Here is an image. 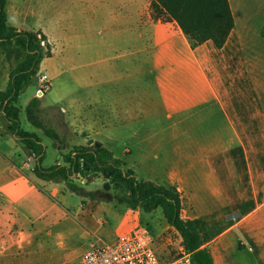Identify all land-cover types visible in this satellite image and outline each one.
Instances as JSON below:
<instances>
[{
	"label": "crops",
	"instance_id": "obj_1",
	"mask_svg": "<svg viewBox=\"0 0 264 264\" xmlns=\"http://www.w3.org/2000/svg\"><path fill=\"white\" fill-rule=\"evenodd\" d=\"M19 1L15 23L25 14ZM151 1L27 0V17L41 24L11 26L46 37L51 55L40 67L96 71V136L108 133V146L126 136L125 169L176 188L181 218L206 225L213 264H264V23L246 2L228 0L234 27L223 47L206 41L191 48L174 21L153 17ZM6 13L9 20L7 4ZM63 120L67 128L80 124ZM13 151L5 148L2 157L10 160ZM2 157L0 264L47 257L51 264L54 239L70 246L77 233H98L104 221L97 214L124 204L89 201L77 187L83 200L75 229L53 203L65 205L74 194L65 182L40 180ZM70 181L83 184L82 173ZM126 208L121 234L139 213Z\"/></svg>",
	"mask_w": 264,
	"mask_h": 264
},
{
	"label": "rangeland",
	"instance_id": "obj_2",
	"mask_svg": "<svg viewBox=\"0 0 264 264\" xmlns=\"http://www.w3.org/2000/svg\"><path fill=\"white\" fill-rule=\"evenodd\" d=\"M237 1L239 3L246 2L247 8L252 9L255 15L257 14L256 16L254 15L255 19L263 25L264 0ZM18 2L20 1L7 0V11L9 14L7 24L9 26H11V24H17L18 28L33 30V27L41 24L39 22L35 23L34 20L27 17V0H25V6L22 8L25 14L22 15L19 23H15V18L20 14ZM51 10L52 8H47L46 15H48ZM78 16L79 14H76L75 18L77 19ZM24 57L25 55L23 52L15 50L14 48L0 47V91H4L11 71L24 59ZM54 73L59 74L57 78L52 77ZM38 91H40V93ZM33 98L39 100V107L36 114L37 121L45 128L53 129L59 135V140L46 137L42 129L36 128L27 120L25 107ZM16 107L18 108V118L21 128L25 131L36 133L41 139L44 149V158L41 162V167L43 169L50 168L56 165L57 162L62 164L64 155L69 153L74 147H77V144H83L87 135H89L90 138H88L86 142L88 140H93L94 142L101 141L104 148H110L115 158L121 160L123 168L125 169L124 150L126 148L130 149L131 147L129 145L125 146L126 136L121 135L119 141L114 142L113 146H108V133L102 137L96 136V71L88 69L82 71L59 70L57 72H51L43 63L38 74L32 78L29 85L20 93ZM75 117L77 119L73 120ZM68 118L69 120H73L72 122L77 121L80 124H74L72 126L68 124L67 128L63 119ZM74 128H77L76 130H78L79 133H76V131L74 132ZM5 148L15 151H13L10 160L9 158L2 157V151H4ZM0 156L15 167H22L27 173L33 174L32 168L35 164L34 158L28 156L23 145L16 137L6 130L5 124L3 123H0ZM82 177L84 178L83 184L79 181H70V184L81 188L85 197H88L90 193L95 194L93 197H88L89 201L95 202L96 199H98L114 200L122 203L121 199L127 195L125 186L122 183L105 179L102 175H95L91 169L84 171ZM35 182L39 186L42 185L39 181ZM64 198L67 202L65 205L60 204L61 202H58L57 198H55L53 203L62 210L68 220L70 219L74 222L73 224L76 225L75 229L79 228L80 222L76 215L79 212V207L82 204L83 198L75 193L72 195L68 194ZM93 205L96 207L95 203ZM123 205H116L114 203L115 209L112 210V212L103 210L97 214V217L104 221V227H102L98 233L90 236L78 235L79 233H77V235H75V237H78L76 238L77 242L70 244V246L66 244L62 245L60 239H54V252L51 264H81L83 253L89 248L91 243L96 242V240L106 243L115 240L121 234L120 228L122 221L120 220L126 215L127 205L125 203ZM133 212H139L136 216L135 223L144 225L151 230L156 239L153 244L158 252L172 257L174 255L173 249L176 244V242H174L176 237L166 229L167 225L163 220L161 211L157 209L151 213H144L140 209H137L136 211H131V214ZM68 226L71 227V224L68 223ZM57 228V223L54 222L53 231H56ZM166 239H169L171 244L167 243ZM46 249L48 254L49 246H47ZM46 262L50 264L48 257L46 260L43 258L40 264H45Z\"/></svg>",
	"mask_w": 264,
	"mask_h": 264
},
{
	"label": "trees",
	"instance_id": "obj_3",
	"mask_svg": "<svg viewBox=\"0 0 264 264\" xmlns=\"http://www.w3.org/2000/svg\"><path fill=\"white\" fill-rule=\"evenodd\" d=\"M7 0H0V47H10L24 53V59L11 71L4 91H0V123L16 137L27 154L34 158L32 173L44 181L65 182L71 193L82 191L70 184V178L91 169L95 175L120 182L127 191L121 199L129 210L140 209L151 213L159 209L167 226L177 231L184 249L190 253L193 264H213L207 249L210 241L206 225L200 218H181V201L173 186H164L137 180L130 169H124L120 159L100 146H77L64 155L63 163L43 169L44 149L40 137L21 128L16 103L20 93L29 85L40 69L41 62L50 57V48L41 32L18 31L7 24ZM155 19L174 21L188 40L191 48L211 41L222 48L234 27L228 0H152L150 5ZM39 100L33 98L25 107L27 120L42 129L46 137L59 140V135L37 121ZM93 197V194H89ZM151 232V230H150ZM152 233V232H151ZM153 235V234H152Z\"/></svg>",
	"mask_w": 264,
	"mask_h": 264
},
{
	"label": "built area",
	"instance_id": "obj_4",
	"mask_svg": "<svg viewBox=\"0 0 264 264\" xmlns=\"http://www.w3.org/2000/svg\"><path fill=\"white\" fill-rule=\"evenodd\" d=\"M166 229L176 237L172 257L158 252L153 244L154 235L147 227L136 223L110 243L100 240L91 243L81 264H193L177 231L169 226ZM166 241L171 244L169 239Z\"/></svg>",
	"mask_w": 264,
	"mask_h": 264
},
{
	"label": "water",
	"instance_id": "obj_5",
	"mask_svg": "<svg viewBox=\"0 0 264 264\" xmlns=\"http://www.w3.org/2000/svg\"><path fill=\"white\" fill-rule=\"evenodd\" d=\"M86 146H93L94 149H98V148H100L101 144L98 142H94L93 140H88L86 142Z\"/></svg>",
	"mask_w": 264,
	"mask_h": 264
}]
</instances>
